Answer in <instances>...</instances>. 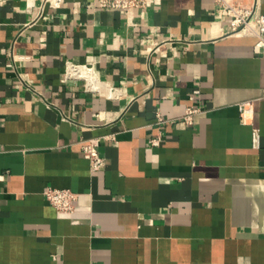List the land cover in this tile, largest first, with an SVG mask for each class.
Segmentation results:
<instances>
[{
	"label": "crops",
	"instance_id": "obj_1",
	"mask_svg": "<svg viewBox=\"0 0 264 264\" xmlns=\"http://www.w3.org/2000/svg\"><path fill=\"white\" fill-rule=\"evenodd\" d=\"M51 1L0 0V264H264V52L223 13L238 0H153L133 24Z\"/></svg>",
	"mask_w": 264,
	"mask_h": 264
},
{
	"label": "built area",
	"instance_id": "obj_2",
	"mask_svg": "<svg viewBox=\"0 0 264 264\" xmlns=\"http://www.w3.org/2000/svg\"><path fill=\"white\" fill-rule=\"evenodd\" d=\"M49 1V0H48ZM153 0H94V4L100 9L121 10L131 24H133L134 14L138 11L147 9ZM50 3L54 4L55 1ZM257 6H234L226 4L223 7V13L232 16V28L234 30L254 33L257 36L256 45L264 52V13L257 11ZM67 77H92L93 67L87 64L68 63L66 70ZM29 87V85H28ZM243 120L253 113V102L245 101L239 105ZM201 110L195 106H189L183 116L186 123L193 122L194 115ZM255 141L258 138L257 130L254 131ZM155 143V142H154ZM84 156L90 162L92 171H98L105 167L106 160L99 153L98 146L94 140L87 141L82 146ZM47 199L60 211H70L73 209V200L75 194L72 190L66 188L49 187L46 190Z\"/></svg>",
	"mask_w": 264,
	"mask_h": 264
},
{
	"label": "rangeland",
	"instance_id": "obj_3",
	"mask_svg": "<svg viewBox=\"0 0 264 264\" xmlns=\"http://www.w3.org/2000/svg\"><path fill=\"white\" fill-rule=\"evenodd\" d=\"M229 4V3H228ZM231 5L234 6H243L244 3L242 4V0H238V1H234L233 3H231ZM248 5V4H247ZM246 6V5H245Z\"/></svg>",
	"mask_w": 264,
	"mask_h": 264
}]
</instances>
